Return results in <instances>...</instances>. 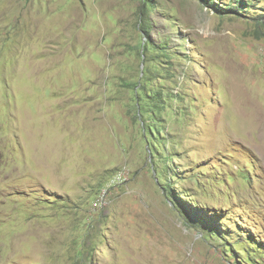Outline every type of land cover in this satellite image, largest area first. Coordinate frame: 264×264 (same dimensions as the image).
Instances as JSON below:
<instances>
[{"label": "rangeland", "instance_id": "rangeland-1", "mask_svg": "<svg viewBox=\"0 0 264 264\" xmlns=\"http://www.w3.org/2000/svg\"><path fill=\"white\" fill-rule=\"evenodd\" d=\"M241 1L0 0V264H264V0Z\"/></svg>", "mask_w": 264, "mask_h": 264}, {"label": "trees", "instance_id": "trees-1", "mask_svg": "<svg viewBox=\"0 0 264 264\" xmlns=\"http://www.w3.org/2000/svg\"><path fill=\"white\" fill-rule=\"evenodd\" d=\"M241 0H234V2H233V4H232V6H230V7H227V8H221V10H222V13H227V12H229V11H237V9L238 8H241L242 7V4H241ZM151 3H154V1H151L150 2V4ZM150 4L149 5H144V11H145V21L147 22V20H148V16H147V8H148V6H150ZM234 4L236 5H238V6H234ZM151 5H153V4H151ZM144 28V30L146 31V32H148V28L147 27H143ZM151 61H155V59H151ZM155 96H156V100H155V103H154V105L152 106L154 109H157L158 110V118H159V121H160V119H161V117H162V113H163V109H162V98L160 97L161 96V93L160 92H155ZM161 122V121H160ZM157 127V129H159L158 127H159V125H157L156 126Z\"/></svg>", "mask_w": 264, "mask_h": 264}, {"label": "built area", "instance_id": "built-area-1", "mask_svg": "<svg viewBox=\"0 0 264 264\" xmlns=\"http://www.w3.org/2000/svg\"><path fill=\"white\" fill-rule=\"evenodd\" d=\"M120 177V176H119Z\"/></svg>", "mask_w": 264, "mask_h": 264}]
</instances>
